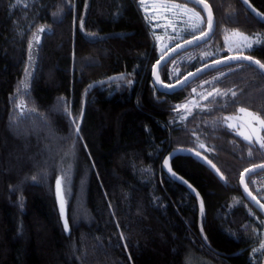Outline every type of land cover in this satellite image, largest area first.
Instances as JSON below:
<instances>
[{"label":"trees","instance_id":"16d2710c","mask_svg":"<svg viewBox=\"0 0 264 264\" xmlns=\"http://www.w3.org/2000/svg\"><path fill=\"white\" fill-rule=\"evenodd\" d=\"M204 1L216 31L191 50L216 56L183 63L173 81L172 60L161 70L166 83L233 54L217 55L231 31L262 38L239 54L264 64V25L240 0ZM249 1L264 14V0ZM205 29L206 20L184 41ZM163 55L140 0H0V264H185L191 255L263 264L264 217L240 178L264 164V147L222 119L244 109L264 120V75L230 65L163 94L152 81ZM225 69L212 84L220 96L181 117L191 87ZM127 76L132 83L117 90ZM177 149L219 172L182 154L171 162L180 179L172 177L164 162ZM248 186L264 205V172Z\"/></svg>","mask_w":264,"mask_h":264},{"label":"rangeland","instance_id":"374dc122","mask_svg":"<svg viewBox=\"0 0 264 264\" xmlns=\"http://www.w3.org/2000/svg\"><path fill=\"white\" fill-rule=\"evenodd\" d=\"M140 7L144 17L151 23L157 49L161 55L165 54L172 46L184 41L190 35L189 32H193V29L199 31L205 23V17L202 13L178 0H143V3L140 0ZM196 13H199V16ZM261 41L262 38L259 36H248L237 31H231L225 36L223 47L217 55L220 52L239 54V52L247 51L260 44ZM214 56L216 55L210 54L209 49L199 52L191 50L177 56L173 59L168 69L171 80L178 78L183 63L203 62ZM228 72L229 70L225 69L193 85L189 90V97L178 105L181 117L189 116L194 110L201 109L208 105L210 101L218 98L221 92L216 88L212 89L214 88L212 84ZM128 81L132 83L133 77L127 76L117 82V90L129 87ZM262 121L264 120L257 114L247 110L239 111L222 119V123L241 138L261 147L264 145V123H261ZM72 132L75 135L74 128ZM62 184V186L65 185L63 181ZM185 264L214 263L207 259H196L191 255L187 258Z\"/></svg>","mask_w":264,"mask_h":264},{"label":"water","instance_id":"95a60500","mask_svg":"<svg viewBox=\"0 0 264 264\" xmlns=\"http://www.w3.org/2000/svg\"><path fill=\"white\" fill-rule=\"evenodd\" d=\"M181 1H185V2H187V3H189V4H191V5L202 10L203 15H204L205 20H206V29L204 32L207 33V35L206 36L205 35H197L195 37H192L186 41H183V42L173 46L162 57H160V59L155 63V65L153 66V69H152V81H153L154 86L157 88V90L160 93L172 95L174 93H177V92L185 89L187 86L192 84L194 81H196L197 79H199L203 75H205L211 71H214L216 69L226 67V66H230V65L247 64V65L253 66L260 73H262L264 75V69H261L259 67V65L255 63V61H258V60H256L255 58H253L249 55L234 54V55H229L227 57L209 62V63L203 65L202 67L196 69L195 71H192L191 73L185 75L183 78H181L180 80H178L174 83L169 84V83L164 82L162 80V77H161V70L165 66H167L178 55H180L184 52H187L193 48H197L199 46H202V45L206 44L207 42H209L212 39V37L214 36L215 31H216V27H217L213 9L208 2H206L204 0H200L199 3L195 2V0H181ZM240 2L245 7V9L249 12L250 15H252L256 20H258L261 24L264 25V14L260 10H258L249 0H247V3H245L244 0H240ZM209 18L211 19V25H212L210 30L207 26ZM197 153H199V152L189 150V149H177V150L172 151L165 159V162H164L165 172L168 173L169 175H171L172 177L180 179L176 174L173 176L174 172H173L172 167H171V162L176 156L182 155V154L196 157L197 159L202 161L206 166H208L214 172H216V173L219 172L218 169L214 166V164L211 161H209L201 153H199V155H197ZM261 172H264V164L253 166V167H250L247 170H245L242 173L241 178H240V187H241V190H242L244 196L247 198V200L252 205H254L262 213V215L264 217V205L253 195V193L251 192V190L248 186L249 179L252 176H254L258 173H261ZM55 194H56V199H57L59 209H60V213H61L62 223H63V225H65V220L67 221L66 233L69 234L70 228H69V223H68V218H67L66 202H65V198H64V192H63L61 180H60L59 189L57 188V183H56ZM61 205H63V213L61 212ZM64 228H65V226H64ZM263 264H264V261H263Z\"/></svg>","mask_w":264,"mask_h":264},{"label":"snow or ice","instance_id":"6c2138e0","mask_svg":"<svg viewBox=\"0 0 264 264\" xmlns=\"http://www.w3.org/2000/svg\"><path fill=\"white\" fill-rule=\"evenodd\" d=\"M195 2H197V3H199L200 2V0H195ZM244 2L245 3H247V0H244ZM141 3H143V0H141ZM196 15L197 16H199V13H196ZM207 26H208V28H209V30L211 29V19L209 18L208 19V24H207ZM44 29L43 28H41L40 29V31H43ZM193 32L195 33V29H193ZM199 35H207V33H205V32H203V31H201L200 33H199ZM247 59V58H246ZM255 63L256 64H258L259 65V67L261 68V69H264V64H262V63H260V61H255ZM128 83L130 84L131 83V81H128ZM240 111H244V109H240ZM73 123L75 124L76 123V121L75 120H73ZM261 123H264V121H262ZM75 131L78 133L79 132V128H78V126L75 128ZM262 147H264V145H262ZM197 155H199V153H197ZM214 167V166H213ZM175 175V173H173V176ZM57 188L59 189V187H60V180L58 179L57 180ZM185 183H186V181H185ZM61 212L63 213V205H61ZM201 212H203V205L201 204ZM65 230H67V221L65 220Z\"/></svg>","mask_w":264,"mask_h":264}]
</instances>
